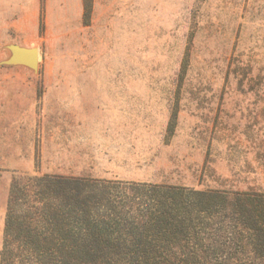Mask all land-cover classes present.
<instances>
[{"label": "rangeland", "instance_id": "374dc122", "mask_svg": "<svg viewBox=\"0 0 264 264\" xmlns=\"http://www.w3.org/2000/svg\"><path fill=\"white\" fill-rule=\"evenodd\" d=\"M88 1V25L85 0H35L29 45L0 32V253L14 178L94 181L99 210L140 214L173 196L190 212L194 191L264 194V0ZM137 252L28 264L154 263Z\"/></svg>", "mask_w": 264, "mask_h": 264}, {"label": "trees", "instance_id": "16d2710c", "mask_svg": "<svg viewBox=\"0 0 264 264\" xmlns=\"http://www.w3.org/2000/svg\"><path fill=\"white\" fill-rule=\"evenodd\" d=\"M91 11L85 0L86 25ZM96 183L59 175L14 178L0 264L75 263L125 250L129 256L141 250L153 264H264L261 192L194 191L190 212H181L173 196L140 214L118 204L99 210V194L89 186Z\"/></svg>", "mask_w": 264, "mask_h": 264}, {"label": "crops", "instance_id": "0c3cea01", "mask_svg": "<svg viewBox=\"0 0 264 264\" xmlns=\"http://www.w3.org/2000/svg\"><path fill=\"white\" fill-rule=\"evenodd\" d=\"M30 26L32 29L31 39L28 38L30 37L28 33ZM13 31L17 33V36L23 38L17 44L29 45L30 40H34L36 33L35 0H0V32Z\"/></svg>", "mask_w": 264, "mask_h": 264}, {"label": "water", "instance_id": "95a60500", "mask_svg": "<svg viewBox=\"0 0 264 264\" xmlns=\"http://www.w3.org/2000/svg\"><path fill=\"white\" fill-rule=\"evenodd\" d=\"M12 49L15 54L13 62H24L37 67L39 54L36 49H24L18 46H13Z\"/></svg>", "mask_w": 264, "mask_h": 264}]
</instances>
